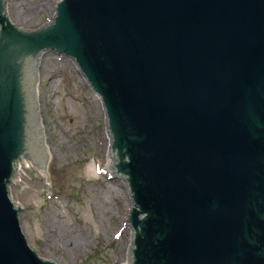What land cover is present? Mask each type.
Here are the masks:
<instances>
[{
	"label": "water",
	"instance_id": "1",
	"mask_svg": "<svg viewBox=\"0 0 264 264\" xmlns=\"http://www.w3.org/2000/svg\"><path fill=\"white\" fill-rule=\"evenodd\" d=\"M7 14L0 0V264H56L9 188L26 156L46 172L42 51L103 100L128 264H264V0H60L37 29Z\"/></svg>",
	"mask_w": 264,
	"mask_h": 264
},
{
	"label": "rangeland",
	"instance_id": "2",
	"mask_svg": "<svg viewBox=\"0 0 264 264\" xmlns=\"http://www.w3.org/2000/svg\"><path fill=\"white\" fill-rule=\"evenodd\" d=\"M57 1L8 0L7 12L13 22L39 27L52 19ZM38 111L49 152L46 176L26 156L9 186L23 207L29 246L56 264L126 263L130 197L121 177L108 179L104 110L70 57L41 55Z\"/></svg>",
	"mask_w": 264,
	"mask_h": 264
},
{
	"label": "bare ground",
	"instance_id": "3",
	"mask_svg": "<svg viewBox=\"0 0 264 264\" xmlns=\"http://www.w3.org/2000/svg\"><path fill=\"white\" fill-rule=\"evenodd\" d=\"M52 19H54V15H53V17H52ZM46 51H42V54L43 53H45ZM50 52V51H49ZM53 53H59V52H53ZM58 55H62V56H66V55H64V54H62V53H59ZM78 71H80V72H82L81 71V69H79L78 68ZM91 91V90H90ZM108 140H109V135H108ZM111 152H110V150L108 151V159H107V161H106V163H112L113 162V158L111 157ZM48 157H49V152H48V149H47V147H46V170H47V160H49L48 159ZM106 163H105V165H106ZM37 166V168H38V170H39V172L44 176H46V173H47V171L45 172V171H43V165H36ZM130 239H131V241H132V229L130 230ZM127 264H128V262H126ZM126 263H124V264H126Z\"/></svg>",
	"mask_w": 264,
	"mask_h": 264
}]
</instances>
